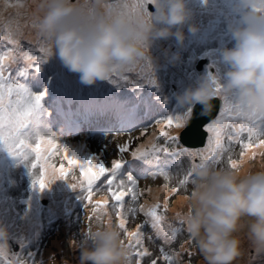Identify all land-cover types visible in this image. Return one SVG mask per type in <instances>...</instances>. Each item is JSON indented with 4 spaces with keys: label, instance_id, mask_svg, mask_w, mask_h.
Listing matches in <instances>:
<instances>
[{
    "label": "rangeland",
    "instance_id": "rangeland-1",
    "mask_svg": "<svg viewBox=\"0 0 264 264\" xmlns=\"http://www.w3.org/2000/svg\"><path fill=\"white\" fill-rule=\"evenodd\" d=\"M229 1L231 4H226L223 0H185L186 6L192 12V17L188 23L183 26L185 35L183 45H177L174 37L155 40L149 46V53L146 54L144 58L129 66L127 70L113 74L112 80L121 86L126 82L121 77L126 71L130 72L129 75L131 77L128 86H135L136 83L143 85L136 94H132L135 97L142 96L141 90H145V94L149 96L151 94V89L155 88L156 90L158 86L159 91L155 92L157 94L148 99L152 105V109L148 113V116L140 115L138 119H142L141 124L135 123L138 129L137 131L128 130L120 133L105 128L102 133H94L90 135L88 139L83 138L81 141L74 143L65 139L63 136L59 138L61 142L67 143L77 149L81 156L84 154H81L80 151H85L86 144L88 143L90 146L89 152L102 155L106 166L110 167L113 159L125 160V165L120 170L121 173L128 165L137 171L138 173L134 172V178L137 179L138 191L143 192V194L138 197L135 204L137 209L140 204L150 206L156 203L157 200L163 204L165 196H167L165 231L170 233L168 225L180 228L175 240H172L170 235L166 237L163 233L158 234L156 226L145 221L143 214L139 211H137L136 217L128 213L127 210L132 204L130 198H127L125 201L123 209L126 216L125 227L129 232H132L136 230L137 224H141V230L143 232V245L141 250L146 249L151 254L141 258V264H151L153 259L157 260V264H167V261L161 258V248L164 249L165 254L173 257V264H203L202 257L199 255L194 241L185 231L184 225L181 226L180 224L183 215L188 210L187 198L190 195L192 183L180 188L176 194L161 190L160 193L154 195V190L162 189L165 182L162 175L157 174L153 177L151 174L161 169L168 172L170 176L168 186L170 189L171 187L177 186L179 180L183 178V175L187 173L189 168L193 165H199L201 159L206 158L209 153L204 151L203 156L193 155L191 158L185 154L178 157L179 163L174 165L172 162H158L156 165H152L144 163L142 160H132L131 150L140 145H148L149 142L153 140L154 134H159L161 126L156 125V121L154 123H152V121L163 119L165 115H182L184 110L176 106L174 93L182 92L183 89L188 86H195L196 82L205 75L215 77L219 83H223L224 77L223 75L216 76L217 70L225 72L228 66L226 64L223 65L220 59V49L225 47L231 48L235 43V41H224L226 36H228V38L230 37L226 32L229 30L230 26L243 25L242 18L245 12L249 10L247 0ZM125 2L131 4L134 3L135 0H79L81 7L95 14H115L119 11V6ZM250 2L260 6L264 0H250ZM217 5L221 7H217ZM146 7L150 14L154 13L155 8L152 4H148ZM218 10L220 11L218 12ZM200 15L203 17H200ZM196 16H198V19ZM33 22L32 0H0V54L12 49L16 57H19L17 51L21 53L28 52L29 55H42L39 52V48L41 44L45 42L38 35ZM214 22L217 24V27L215 31L211 33L212 35L207 31V37L204 41H194L192 44L191 38L193 33L188 31V24L195 25L198 29L197 33H203L205 30L204 27H208L209 23L211 26ZM209 30H213V28ZM10 31L15 33L14 38L19 41V46L8 43ZM173 31H175V29H173ZM165 50L168 52V57H170L173 52H179V54H181L180 60L174 64L169 63L168 58L165 56ZM203 59H208V65L203 61L201 68H197V66H199L196 64L197 61ZM53 61L58 63L59 66L61 65L54 56H51L49 58V63ZM8 63L12 69L11 75L13 77L16 76L18 69L26 66L21 59L9 61ZM154 63L156 64L153 66ZM138 64L141 65L142 69L146 72L143 74L141 70L138 69L139 71L137 72L143 74L142 76L138 74L134 76ZM148 68L150 71H148ZM209 68L212 69L210 70ZM143 77L147 78V81L141 82V78L144 79ZM152 78L155 80L160 78V80L163 81L156 80V85H152L150 84ZM71 80L72 82H78L76 76L72 77ZM21 82H23V78H21ZM163 82L167 85L168 89L162 87ZM160 98L162 99L161 102L160 100L158 101ZM130 99H132V97ZM165 101H167V103H165ZM145 129V134L141 136L140 132ZM165 130L171 135H179L182 129L172 127ZM55 134L56 136L59 135L58 133ZM209 135L208 133L204 147L193 150L189 149L190 152L197 153L204 150L208 144ZM129 137H131L130 141ZM261 138H264V136ZM125 142L129 143V151L120 154L117 145L124 144ZM158 143L162 144L163 138H161ZM175 147L176 145H169V148L172 150H174ZM239 153V145L233 143L228 146L227 151L221 154L219 162H215L211 164V166L218 169L238 171L242 175L264 171V146L248 151L243 159H241ZM5 155L4 152L0 153V225L6 229L8 235L5 240H0V249L3 251L2 254H0V264H52V258H54L55 264H63V262H67V264H79L80 252H78V249H76L77 246H75L78 244L69 245L68 242L77 240L73 238L77 235V243L78 241H84V235L88 234L89 224H91L89 220L93 221V217L85 216L87 220L83 223V214L78 217V213L73 211L74 203L71 200L68 207V210H71L68 218H66V216H59L56 220L57 222L52 224L48 223L44 228L45 222L49 221L51 217L55 218L58 214L59 206L62 205L63 193H59L56 189V187L61 188V183L56 181L51 184V195L46 196L38 186L33 185L32 177L29 175L26 165L24 163H19L13 157ZM62 155L63 153L53 158L57 167H59L62 162ZM229 157L238 162L237 169L234 170L231 168L228 163ZM64 163L65 166H67L66 161ZM138 166L141 168L137 169ZM252 167H254L255 170H253ZM33 171L38 174V169H34ZM124 171L129 172L130 169L126 168ZM70 176L71 177H68L65 183L76 182L73 176L79 177V172L75 171ZM75 191H78V196L75 197L78 211V197L82 195V192L79 189H70L66 194L71 198L76 195V193H74ZM43 199H49V207L44 208L40 205L39 201ZM179 201L183 204L177 206V202ZM39 212H44V214L37 215ZM137 216H139L138 221H135ZM109 219L113 224L117 225L115 211L111 208L106 209L103 222ZM26 220H29V223L27 227H23L21 222ZM145 223L148 224V228L145 227ZM35 224H37L36 227ZM148 230L151 231L153 238H155L158 243L151 241V233ZM120 231L123 233V230ZM68 232L69 234H67ZM122 235V241L127 246L130 238L125 236L124 233ZM15 244L18 245V253L14 252ZM243 245L246 249V253L236 264H264V255L256 257L253 250L248 247L247 242ZM129 249L131 252L135 251V249ZM8 257L10 258L8 259ZM131 264H136V259L134 257L131 259Z\"/></svg>",
    "mask_w": 264,
    "mask_h": 264
},
{
    "label": "clouds",
    "instance_id": "clouds-1",
    "mask_svg": "<svg viewBox=\"0 0 264 264\" xmlns=\"http://www.w3.org/2000/svg\"><path fill=\"white\" fill-rule=\"evenodd\" d=\"M32 4L38 35L47 43L50 55L85 88L107 82L113 74L127 70L149 53L155 40L174 37L177 45H183V26L192 17L185 0H152L155 11L150 19L142 10L131 18L95 14L81 7L79 0H32ZM247 6L243 25L231 30L234 45L220 49V59L228 66L220 85L225 95L264 112V9L250 0ZM197 30L188 24L190 33ZM165 56L169 63L180 60L179 52L168 57L165 50ZM143 92L144 101L137 103L146 107L148 97ZM155 92L154 89L151 97ZM173 95L187 119L191 118L188 109L199 104L201 114H207L212 100L218 97L216 84L207 75L195 86ZM193 176L188 210L182 221L203 264H236L246 253L242 247L245 242L256 257L264 255V171L242 175L206 165L196 167ZM59 182L65 186V181ZM7 235L0 225V240ZM73 238L78 240V235ZM85 238L75 245L80 249L79 264H131V251L122 243L121 231L110 219ZM77 240L73 242L78 244Z\"/></svg>",
    "mask_w": 264,
    "mask_h": 264
},
{
    "label": "snow or ice",
    "instance_id": "snow-or-ice-1",
    "mask_svg": "<svg viewBox=\"0 0 264 264\" xmlns=\"http://www.w3.org/2000/svg\"><path fill=\"white\" fill-rule=\"evenodd\" d=\"M151 3L152 0H135L131 4L125 2L119 6V11L115 14L131 18L137 10H142L150 19V13L146 6ZM261 9H264V2L261 3ZM33 25L36 27L35 21ZM14 35V32H9L8 43L19 46V41L14 38ZM50 51L45 42L39 48L42 55L32 56L28 52H24L16 57L12 49L0 54V151L15 158L19 163H24L32 177L33 185L38 186L40 190L49 187L56 181H67L73 172L78 171L79 177L73 176L76 182L68 184V186L82 192L78 198L84 201V207L90 208L95 218L101 223H103V216L106 214L107 208L115 211L117 227L130 238L127 246L135 249L134 252H131V259L134 257L136 264H141V258L151 254L146 249L141 250L143 245L141 224H137L136 230L132 232H129L125 227L126 216L123 209L126 198H130L132 204L127 210L128 213L135 216L139 211L143 214L145 221L156 226L158 234L163 233L166 237L170 235V238L175 240L180 228L168 225L170 233L165 231L168 198L165 196L163 204L157 200L150 206L140 204L137 209L135 204L143 192L138 191L137 179L130 174L121 173L120 170L124 167L125 160L113 159L109 167L106 166L102 155L89 153L81 156L77 149L60 141L52 129L59 119L57 109L63 103L59 88L62 75H66V73H63L55 61L49 63ZM17 59L23 60L26 66L18 69L16 76L13 77L8 62ZM21 78H23V82H21ZM122 79L127 81L128 78L125 76ZM212 79L216 84V95L223 100V106L219 108V115L216 119L208 123L205 128V131L210 135L204 150L192 153L187 148H180L178 145L182 136L171 135L165 130L172 127L185 128L189 120L187 113L165 115L163 119L156 120V125L161 126L159 134H154L153 140L148 145H140L131 150L132 160H142L144 163L152 165H156L158 162H172L174 165L179 163L177 158L185 154L191 158L193 155L203 156L204 151L209 153L206 158L201 159L199 165L189 168L183 178L179 180L178 185L170 189L168 172L161 169L152 173L153 177L157 174L163 176L165 183L162 190L165 192L176 194L180 188L193 183L194 169L219 162L221 154L227 151L228 146L233 143L239 145L241 159L248 151L264 146V138H261L264 136V112L251 105H243L233 97L225 95L217 79L215 77ZM112 82L111 77L109 83ZM150 84L156 85V80L152 78ZM120 87L121 85L117 84V88ZM142 87V84L136 83L133 93L136 94ZM156 91H159L158 86ZM120 99H126L125 95L121 94ZM49 109H51V113ZM151 109L152 105L149 103V110ZM188 112L191 113V116L193 115V109H188ZM236 121H240L238 126ZM135 127V124H129V128ZM145 131L146 129L142 130L140 135H144ZM118 132L122 133L123 129H119ZM161 138H163L162 144L158 143ZM130 140L131 137H129ZM169 145H176V147L172 150ZM117 148L120 154H124L129 151V143L117 145ZM61 153H63L62 162L57 167L53 158ZM65 161L67 166H65ZM228 163L232 169H237L238 162L236 160L229 157ZM34 169H38V174L33 171ZM101 191H106L110 199L106 197L102 201L94 200L95 194ZM180 224L183 225L182 220ZM90 233L91 231H89ZM160 252L161 258L167 261V264H173L171 255L165 254L163 248L160 249ZM0 254H2V249H0ZM151 264H157V260L153 259Z\"/></svg>",
    "mask_w": 264,
    "mask_h": 264
},
{
    "label": "trees",
    "instance_id": "trees-1",
    "mask_svg": "<svg viewBox=\"0 0 264 264\" xmlns=\"http://www.w3.org/2000/svg\"><path fill=\"white\" fill-rule=\"evenodd\" d=\"M180 56H181V54H180ZM155 64L156 63H154L153 66ZM153 66H150V67H153ZM59 67L63 70V73H66V75H62L61 87L59 88V93L63 97V103H62L60 109H61V112L63 111V112L66 113V116L68 118H70V115L74 111L68 110L69 105L65 104L64 103L65 101L70 102V101L75 100V99H81L80 101L78 100L79 101L78 102V105H79L78 107H79V110L81 109V112L84 113V114L89 113V111H93V112L94 111L95 112L96 111L97 112L98 111H103V112L105 111V112L108 113V115H110L112 112L116 113L114 103H115V100H117V101H119L121 103H125V105L127 106L126 115L122 114V117L125 118L123 120L124 124H126L127 126H129V124H132V123L129 122V121L133 122V119L131 120V118L128 117L129 110L130 111H136V109H137L136 106H139L138 103L143 102L144 99H141V98H138V97H135V96L132 95V94H134L133 93L134 86H128V83L131 81V77L129 75V73H130L129 71L124 72L123 76L126 75V77L128 79L124 83V85H122L119 89L117 88V84H116L115 81H113L112 83H109V81H107V82H99L98 84H96L93 87L85 88L84 86H82L78 82H72L71 79H72V77L75 76L74 74H71V73L67 72V70L64 69L62 67V65H60ZM146 67H147V65H146ZM137 71H139V70L136 69V72H134V76H136L135 74H138L140 76L143 75V74H140V72H137ZM148 71H150L149 68H148ZM123 76H121V77H123ZM147 78H148V76H147ZM147 78H144V79L141 78V82L142 81H147ZM156 80H160V78H158ZM160 81H163V80H160ZM162 87H164V89H166V88L168 89L167 85H165L164 82H163ZM87 94H89V95L86 97ZM121 94H124L126 99L121 100L120 99ZM160 94H162V93H160ZM131 97H132L133 100L130 99ZM137 99L139 100L138 103H137ZM84 100L88 101L90 104L86 103L87 104L86 105L85 103H83ZM96 101H98V102L96 103ZM131 102L134 105L130 106L129 109H128V106H129V104ZM87 106H89L90 108H87ZM63 109H67V110H63ZM138 113L139 114H136V112H135V114L138 115V116L139 115H148L146 112L141 110L140 107H138ZM83 122H87V120L83 119ZM239 123H240V121H236V125L237 126L239 125ZM179 146H181L180 143H179ZM252 169H255V168L252 167ZM103 195H108V197H109V194L106 191H103ZM109 199H110V197H109ZM80 214H82L81 211H80L79 215ZM92 216H93V221L89 220L90 223H91L90 227H89V231H91V232L93 230L101 227V222L98 221L95 218V215H92ZM135 217H136V215H135ZM138 217L139 216H137V218H135V221H138ZM88 234H89V232H88ZM122 234L123 233L121 232V239H123V235ZM80 243H81V241H80ZM145 244L149 245L148 243H145ZM78 252H80V251L78 250Z\"/></svg>",
    "mask_w": 264,
    "mask_h": 264
},
{
    "label": "water",
    "instance_id": "water-1",
    "mask_svg": "<svg viewBox=\"0 0 264 264\" xmlns=\"http://www.w3.org/2000/svg\"><path fill=\"white\" fill-rule=\"evenodd\" d=\"M197 68H201L202 62H199ZM221 100L215 98L212 100V108L207 114H201V105H196L193 109V115L188 120L185 128H183L179 135L182 136V140L179 142L183 147L188 149H198L205 145L207 132L204 130V126L210 121L215 119ZM215 112V115H213ZM45 204V203H44Z\"/></svg>",
    "mask_w": 264,
    "mask_h": 264
},
{
    "label": "bare ground",
    "instance_id": "bare-ground-1",
    "mask_svg": "<svg viewBox=\"0 0 264 264\" xmlns=\"http://www.w3.org/2000/svg\"><path fill=\"white\" fill-rule=\"evenodd\" d=\"M217 7H220V6L217 5ZM198 16H199V15H198ZM198 16H196L197 19H198ZM200 17H203V16L200 15ZM214 25H215V24H214ZM204 26H205V25H204ZM208 26H209V27L206 29V31H208L209 28H211L210 23H209ZM192 39H193V40H196V41H199V40H200V37H199L198 34L195 32V33L192 35ZM199 62H201V61H197L196 64L198 65ZM202 62H203V61H202ZM143 64H144V62H143ZM136 68L139 69V70H141V72H142L143 74L146 73V72L142 69V66H141V65L138 64ZM114 105H115V103H114ZM122 105H123V103L120 102V104L118 105L117 108H120ZM61 134H63V133H61ZM246 165H247V164H246ZM140 168H141L140 166L137 167V169H140ZM253 170H255V169H253ZM59 189H60V191H62L63 193H66V192L69 190V188H59ZM161 190H162V189H155L153 194H154V195H157L158 193L161 192ZM42 192H44V194H45L46 196H49V195H51L52 189H51V187L49 186V187L45 188V190H43ZM182 204H183V203H181L180 201L177 202V206L182 205ZM28 223H29V220H26V221H24V222H21V225H22L23 227H27ZM28 227H30V226H28ZM67 234H69V232H68ZM242 247H244V245H242Z\"/></svg>",
    "mask_w": 264,
    "mask_h": 264
}]
</instances>
